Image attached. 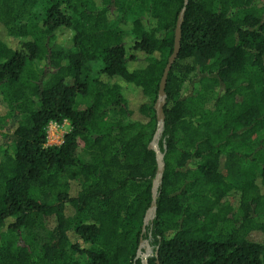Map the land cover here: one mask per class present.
<instances>
[{
    "label": "trees",
    "instance_id": "trees-1",
    "mask_svg": "<svg viewBox=\"0 0 264 264\" xmlns=\"http://www.w3.org/2000/svg\"><path fill=\"white\" fill-rule=\"evenodd\" d=\"M183 6L0 0V264H264V0H189L154 199Z\"/></svg>",
    "mask_w": 264,
    "mask_h": 264
},
{
    "label": "water",
    "instance_id": "water-1",
    "mask_svg": "<svg viewBox=\"0 0 264 264\" xmlns=\"http://www.w3.org/2000/svg\"><path fill=\"white\" fill-rule=\"evenodd\" d=\"M188 3H189V0H184V6L180 11V14H179V17L177 20V27H176V31H175L174 50H173L172 54L170 55L168 62H167V65L164 69L163 76H162L161 81H160L158 99H157V102L155 105L156 115H157V120H158L159 126H158V129H157L156 134L154 136V139L150 143V147L153 148L156 152L157 161H158V173H157V179H156L155 188H154V199L156 197L157 187H158L159 182L161 181L162 172L164 170V162L162 159V154L159 151L158 144L155 142V138L158 136L159 132L162 129V122L164 120L163 105L165 102L164 97H165V88H166L167 78H168V75H169V72L172 68L173 63L175 62V60L177 59L178 54H179V50H180V46H181V27H182V23L184 21V14H185ZM153 207H154V202H153V205L147 214V218L145 220V226L147 224L148 217H150L152 214ZM142 243H143V241H141V245H142ZM141 245H140V249L138 251V254L139 255L141 254L145 264H148V260H147L148 256L145 252L141 251Z\"/></svg>",
    "mask_w": 264,
    "mask_h": 264
},
{
    "label": "rangeland",
    "instance_id": "rangeland-1",
    "mask_svg": "<svg viewBox=\"0 0 264 264\" xmlns=\"http://www.w3.org/2000/svg\"><path fill=\"white\" fill-rule=\"evenodd\" d=\"M120 19H116L115 23L113 24V26H115L118 21ZM71 30H68V29H64L63 31L59 32V40L63 43H66L68 44L69 43V38L71 37ZM7 41H10V43H17L12 41V40H9V38L6 36L5 38ZM135 55H137L139 58H145L146 57V54L143 53V52H133ZM100 67H101V63L99 62H96V63H92L90 65V69H91V73L93 75H97L99 70H100ZM188 89V85L186 86V89L185 91H187ZM123 94L125 95L126 98H128L132 103L136 104L138 103V90L133 86V85H126L124 88H123ZM6 109V105H5V102L3 101V98H2V95L0 94V112H4ZM69 130V127H68V122L67 124H63V125H60V127H57L56 125H53L51 126L48 131H49V144H60L62 141H63V137H64V134ZM160 135H161V131L159 132L158 136L155 138V142L158 144L159 140H160ZM151 219V216L148 217L147 219V223L149 224V221ZM77 242H81L82 241L80 239H73ZM141 249H144L145 250V253L147 254V256H149L152 252V247L149 245V243L147 241H143L142 245H141Z\"/></svg>",
    "mask_w": 264,
    "mask_h": 264
},
{
    "label": "built area",
    "instance_id": "built-area-1",
    "mask_svg": "<svg viewBox=\"0 0 264 264\" xmlns=\"http://www.w3.org/2000/svg\"><path fill=\"white\" fill-rule=\"evenodd\" d=\"M53 125H56L57 127H60V125L57 124V123H51V124L49 125L48 129H49L51 126H53ZM49 138H50V136H49V131H48V141H49ZM61 143H62V142H61ZM48 144H49V142H48Z\"/></svg>",
    "mask_w": 264,
    "mask_h": 264
}]
</instances>
